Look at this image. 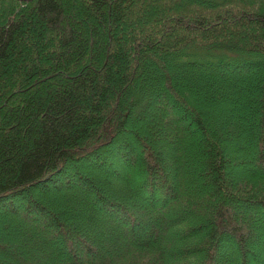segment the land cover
<instances>
[{
    "label": "trees",
    "instance_id": "trees-1",
    "mask_svg": "<svg viewBox=\"0 0 264 264\" xmlns=\"http://www.w3.org/2000/svg\"><path fill=\"white\" fill-rule=\"evenodd\" d=\"M0 210V264H264V0H0Z\"/></svg>",
    "mask_w": 264,
    "mask_h": 264
},
{
    "label": "rangeland",
    "instance_id": "rangeland-1",
    "mask_svg": "<svg viewBox=\"0 0 264 264\" xmlns=\"http://www.w3.org/2000/svg\"><path fill=\"white\" fill-rule=\"evenodd\" d=\"M248 103H251V102H248ZM247 106H248L247 107V111L249 113H251V115L253 116L254 115L253 107L251 106V104H248ZM239 107H240V105H236V106L233 107V110H236ZM248 128H251V126H248ZM138 150L140 151L141 149L138 148ZM53 191L57 193V192H61L62 190H61V188H59V189H56V190H53ZM185 194H187L188 196L191 194V190H190L189 186L187 187V189L185 191ZM248 213H250V211L247 210V209L246 210L239 209L240 217L243 218V219H244V217L248 216ZM0 214H1L2 217L4 215H6V213L4 211H2V210H0ZM257 219H258V216H254L253 217V222H255ZM0 235H1L0 236V245L4 246V250L6 252H12V251H14L15 247L8 244L11 239L9 238L7 232L6 231H3L2 229H0ZM16 250L18 251L19 249H16ZM19 252H20V256L31 255V257H33V259H34V262L39 261V258L37 256V254H35L34 252H31V250H28L27 251V250L20 249ZM80 254L82 256H84V257H87L84 252H80ZM96 256H97V254L94 255V257H96ZM84 259L86 260V259H89V258L87 257V258H84Z\"/></svg>",
    "mask_w": 264,
    "mask_h": 264
},
{
    "label": "water",
    "instance_id": "water-1",
    "mask_svg": "<svg viewBox=\"0 0 264 264\" xmlns=\"http://www.w3.org/2000/svg\"><path fill=\"white\" fill-rule=\"evenodd\" d=\"M18 1H21V2H26V1H29V0H18Z\"/></svg>",
    "mask_w": 264,
    "mask_h": 264
}]
</instances>
